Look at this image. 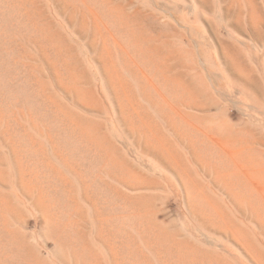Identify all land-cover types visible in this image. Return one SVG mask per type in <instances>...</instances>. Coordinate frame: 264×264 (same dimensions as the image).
<instances>
[{"label":"rangeland","instance_id":"rangeland-1","mask_svg":"<svg viewBox=\"0 0 264 264\" xmlns=\"http://www.w3.org/2000/svg\"><path fill=\"white\" fill-rule=\"evenodd\" d=\"M0 264H264V0H0Z\"/></svg>","mask_w":264,"mask_h":264}]
</instances>
